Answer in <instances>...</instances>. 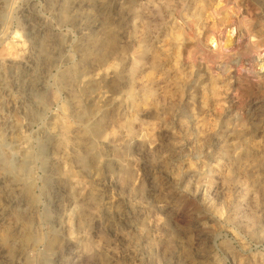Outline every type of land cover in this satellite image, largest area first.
Instances as JSON below:
<instances>
[{
	"label": "rangeland",
	"instance_id": "obj_1",
	"mask_svg": "<svg viewBox=\"0 0 264 264\" xmlns=\"http://www.w3.org/2000/svg\"><path fill=\"white\" fill-rule=\"evenodd\" d=\"M263 41L264 0H0V264H264Z\"/></svg>",
	"mask_w": 264,
	"mask_h": 264
},
{
	"label": "bare ground",
	"instance_id": "obj_2",
	"mask_svg": "<svg viewBox=\"0 0 264 264\" xmlns=\"http://www.w3.org/2000/svg\"><path fill=\"white\" fill-rule=\"evenodd\" d=\"M216 6H219V4H216L214 3ZM227 19V17H225ZM227 31V39H228V43H233L235 42V39H236V35H237V29L234 28V26H230ZM210 45H214L215 44V40H214V37H209L208 40H207ZM263 46V50H264V41L262 42L261 44ZM216 47V45H215ZM256 62V67L258 68V73H262L263 70H264V60L262 59H259L258 61H255ZM212 80V79H211ZM210 83L212 84L211 86L214 87L216 89V87H224L226 86L225 85V81L222 79V78H217L215 80H212V82L210 81ZM213 88V89H214Z\"/></svg>",
	"mask_w": 264,
	"mask_h": 264
}]
</instances>
